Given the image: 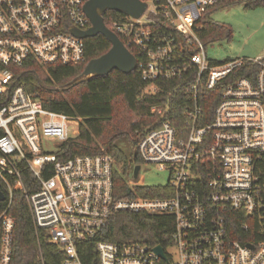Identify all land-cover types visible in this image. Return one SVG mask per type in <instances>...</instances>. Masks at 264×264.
I'll return each mask as SVG.
<instances>
[{"label": "built area", "instance_id": "obj_1", "mask_svg": "<svg viewBox=\"0 0 264 264\" xmlns=\"http://www.w3.org/2000/svg\"><path fill=\"white\" fill-rule=\"evenodd\" d=\"M87 1L0 0V189L7 201L0 212V264L14 257L9 210L16 189L25 192L36 226L64 253L61 264H85L82 253L91 255L86 242L93 243L94 264H264V58L215 63L197 34L210 6L247 0H141V16L123 13L105 22L139 55L146 93L176 81L174 90L193 99L180 128L169 117V100L154 103L157 118L137 137L136 177L143 164L169 173L166 184L153 185L160 194L151 196L153 186L130 179L133 164L126 176L130 192L119 198L110 153L61 160L59 148H42L48 137L66 141L69 125L80 126L82 118L46 108L37 92L14 81V68L29 60L44 67L87 61L86 38L72 31L90 27ZM245 62L256 63L257 72L223 86L209 121L200 90L215 88ZM25 167L40 184L32 192L23 181ZM120 212L173 216L170 245L104 238L103 228Z\"/></svg>", "mask_w": 264, "mask_h": 264}, {"label": "trees", "instance_id": "obj_2", "mask_svg": "<svg viewBox=\"0 0 264 264\" xmlns=\"http://www.w3.org/2000/svg\"><path fill=\"white\" fill-rule=\"evenodd\" d=\"M235 2H243L246 7L264 4V0ZM235 2H221L210 6L201 16L198 23L203 26L197 30V34L203 42L232 37L231 27L214 20L212 14L218 8ZM118 15L123 13L108 10L104 15L106 24L109 25V18H115ZM85 42L87 61L76 65L44 67L34 60H29L25 65L14 68V81L16 84H23L28 92H37L38 98L42 100L46 108L82 118L79 134L60 143L58 158L65 160L78 154L110 153L116 164L122 165L115 168L113 177L115 196L119 198L129 194L130 190L126 182L127 172L133 164L141 162V159L137 154L128 157L116 147V141L122 136H129L132 138L133 145L136 146L139 133L144 132L147 126L157 118V114L151 111V106L162 101L169 100V117L180 128L188 119L185 110L187 105L193 103V99L185 95L183 91L174 90L176 81L159 82L162 90L158 93H146L148 83L141 77L139 71L141 61L135 51L138 66L133 72L124 73L116 68L106 75L92 76L82 83L74 84V81L80 78L88 61L105 53L112 46L101 33L86 38ZM257 70L256 63L245 62L215 88L201 89L200 104L206 113V119L209 121L212 119L214 108L220 101L221 91L226 83L241 75L253 77ZM44 174L49 176L51 172ZM22 176L28 192L40 187L38 179L28 167L23 169ZM147 192L151 196L160 194L157 186L151 187ZM6 205L7 201H0V212ZM9 212L15 220V250L12 264H61L64 253L57 245L49 243L45 231L36 226L32 219L30 202L24 191L15 190ZM113 217L101 232L106 239L115 242H159L164 247L170 245L174 227L173 216L120 212ZM84 245H90L89 252H91L90 256L82 253L85 264H94L96 252L93 243L86 242Z\"/></svg>", "mask_w": 264, "mask_h": 264}, {"label": "rangeland", "instance_id": "obj_3", "mask_svg": "<svg viewBox=\"0 0 264 264\" xmlns=\"http://www.w3.org/2000/svg\"><path fill=\"white\" fill-rule=\"evenodd\" d=\"M212 18L217 22L229 25L232 29V37H221L218 40H212L205 43L208 59L215 63H220L237 58H264V4L253 7L244 6L243 2H235L218 8L212 14ZM80 126L70 124V137H76L79 134ZM60 142L57 139H43L42 148L46 152H57ZM116 147L120 148L128 157L137 154V147L133 145L132 138L122 136L116 141ZM121 163L116 167H121ZM169 178L167 170L159 169L155 164H143L138 177L133 173L130 179L133 182L141 181L148 185L166 184ZM173 257H177L176 250L172 247L168 249Z\"/></svg>", "mask_w": 264, "mask_h": 264}, {"label": "water", "instance_id": "obj_4", "mask_svg": "<svg viewBox=\"0 0 264 264\" xmlns=\"http://www.w3.org/2000/svg\"><path fill=\"white\" fill-rule=\"evenodd\" d=\"M146 3L141 0H88L84 4L91 25L88 29L73 28V33L82 38H89L103 34L111 48L98 57L92 58L86 64L80 78L74 84L82 83L92 76L106 75L114 69L124 73H131L138 66L137 57L123 44L121 39L105 24V13L108 10H117L130 16L139 17L146 10ZM141 165L136 164L134 176L136 177ZM5 199L4 192L0 189V201ZM156 250L166 258L162 245H157Z\"/></svg>", "mask_w": 264, "mask_h": 264}]
</instances>
